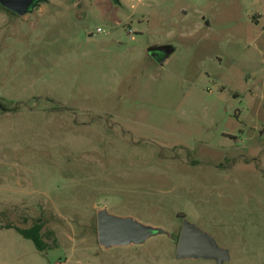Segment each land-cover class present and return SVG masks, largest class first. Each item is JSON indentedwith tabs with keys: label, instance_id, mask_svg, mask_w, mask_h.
I'll return each instance as SVG.
<instances>
[{
	"label": "rangeland",
	"instance_id": "rangeland-1",
	"mask_svg": "<svg viewBox=\"0 0 264 264\" xmlns=\"http://www.w3.org/2000/svg\"><path fill=\"white\" fill-rule=\"evenodd\" d=\"M0 104V264H217L176 258L184 221L264 264V0L0 7ZM103 208L166 233L106 249Z\"/></svg>",
	"mask_w": 264,
	"mask_h": 264
},
{
	"label": "water",
	"instance_id": "water-1",
	"mask_svg": "<svg viewBox=\"0 0 264 264\" xmlns=\"http://www.w3.org/2000/svg\"><path fill=\"white\" fill-rule=\"evenodd\" d=\"M45 0H0V7L24 16ZM175 48L172 45H152L147 52L163 64ZM162 58V59H161ZM159 233L160 228L144 225L132 217L112 215L106 208L97 213V234L99 244L106 248L139 245ZM177 259H208L224 264L229 259L226 249L219 247L215 239L195 225L184 221L176 247Z\"/></svg>",
	"mask_w": 264,
	"mask_h": 264
},
{
	"label": "trees",
	"instance_id": "trees-1",
	"mask_svg": "<svg viewBox=\"0 0 264 264\" xmlns=\"http://www.w3.org/2000/svg\"><path fill=\"white\" fill-rule=\"evenodd\" d=\"M6 11H8V10H6ZM1 105L2 104H0V107H1ZM44 225H45V223L42 219H37V220H35L33 225L28 229H22V228H18V227H16L15 229L25 239L31 240L34 243L37 250H39L40 252H44L48 248V245L46 244L44 237H43V234H42V230L44 228ZM6 228H11V226H8Z\"/></svg>",
	"mask_w": 264,
	"mask_h": 264
},
{
	"label": "crops",
	"instance_id": "crops-1",
	"mask_svg": "<svg viewBox=\"0 0 264 264\" xmlns=\"http://www.w3.org/2000/svg\"><path fill=\"white\" fill-rule=\"evenodd\" d=\"M255 17H257V19L256 20H258L259 18H261L262 17V15L261 14H257Z\"/></svg>",
	"mask_w": 264,
	"mask_h": 264
},
{
	"label": "built area",
	"instance_id": "built-area-1",
	"mask_svg": "<svg viewBox=\"0 0 264 264\" xmlns=\"http://www.w3.org/2000/svg\"><path fill=\"white\" fill-rule=\"evenodd\" d=\"M57 264H63V263H57Z\"/></svg>",
	"mask_w": 264,
	"mask_h": 264
}]
</instances>
